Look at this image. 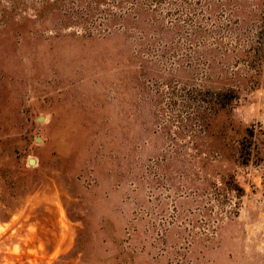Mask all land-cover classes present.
<instances>
[{
    "label": "rangeland",
    "instance_id": "rangeland-1",
    "mask_svg": "<svg viewBox=\"0 0 264 264\" xmlns=\"http://www.w3.org/2000/svg\"><path fill=\"white\" fill-rule=\"evenodd\" d=\"M182 3L0 0V264H264V0Z\"/></svg>",
    "mask_w": 264,
    "mask_h": 264
},
{
    "label": "trees",
    "instance_id": "trees-1",
    "mask_svg": "<svg viewBox=\"0 0 264 264\" xmlns=\"http://www.w3.org/2000/svg\"><path fill=\"white\" fill-rule=\"evenodd\" d=\"M65 1V12L68 16L75 18V24L80 25L86 34H93V31H100V28H91L90 22L97 17L102 20L107 18L111 12H131L139 7H146L159 12L166 11L170 15L180 14L185 11L186 16H193L194 9L189 4H177V0H60ZM67 4L69 6H67ZM165 7V8H164ZM176 16L174 17L176 19ZM173 19V21H175ZM101 20V21H102ZM102 25L104 23L102 22ZM95 29V30H94ZM100 33V32H99ZM98 33V34H99ZM216 106L223 107L224 103H216Z\"/></svg>",
    "mask_w": 264,
    "mask_h": 264
}]
</instances>
